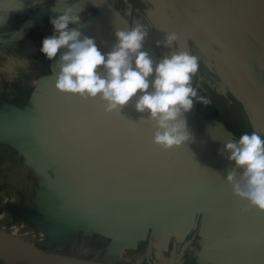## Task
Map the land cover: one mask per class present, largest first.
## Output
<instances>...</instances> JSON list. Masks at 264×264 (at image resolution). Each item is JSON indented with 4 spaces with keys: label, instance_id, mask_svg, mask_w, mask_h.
Listing matches in <instances>:
<instances>
[{
    "label": "crops",
    "instance_id": "0c3cea01",
    "mask_svg": "<svg viewBox=\"0 0 264 264\" xmlns=\"http://www.w3.org/2000/svg\"><path fill=\"white\" fill-rule=\"evenodd\" d=\"M100 21H88L94 31L87 36L102 53L110 51L116 31L135 27L114 16L107 30H101ZM80 31L84 35L85 28ZM145 31L143 50L158 63L162 55L151 31ZM57 74L55 61L51 74L40 78L21 108L0 106V188L11 202L13 218L43 225L56 250H96L91 252L112 262L264 263L259 227L263 216L258 213L257 219L259 211H246L247 202L233 195L226 176L234 164L219 154L227 142L238 141L236 133L228 127L216 130V122L201 114L213 113L209 106L193 102L184 117L191 139L165 151L152 142L150 123L130 128L118 118L102 117L105 111L98 99L87 100L94 105L64 99L79 97L56 89ZM134 104L124 107L121 115L138 123L147 116L137 113ZM127 158L148 176L150 186L166 176V193L153 210L148 200L135 210ZM240 175L238 171L237 178Z\"/></svg>",
    "mask_w": 264,
    "mask_h": 264
},
{
    "label": "rangeland",
    "instance_id": "374dc122",
    "mask_svg": "<svg viewBox=\"0 0 264 264\" xmlns=\"http://www.w3.org/2000/svg\"><path fill=\"white\" fill-rule=\"evenodd\" d=\"M69 7L83 17L79 29L85 28L84 36L94 31L89 20L100 18L102 22L99 28L107 30L105 26L114 16L120 17L131 27L139 23L149 29L156 47L157 41L162 42L166 33L175 32L179 37L175 44L165 48L161 43L156 51L162 56L174 51H187L199 57V70L193 78V87L197 89L198 96L210 100L208 106L214 111H202L201 114L216 122L213 123L216 130L228 127L234 131L237 139L244 133L252 132L264 137V129L259 125L260 118L264 121V56L250 38L206 0H0V106L21 108L40 78L51 74L56 60L49 61L41 53L42 41L53 34L50 20ZM210 32L226 38L249 74ZM0 206V209H6L4 213L0 212V231L4 234L12 236L10 233L13 231L16 238L49 253L76 255L100 262L111 260L102 253L91 252L96 250L80 252L79 248L70 247L56 250L43 225L30 224L11 216L8 211L11 202L1 188ZM258 213L263 218L259 219ZM257 219L261 220L259 227L264 238V212H257ZM2 244L7 250L23 252ZM117 262L137 264L130 260Z\"/></svg>",
    "mask_w": 264,
    "mask_h": 264
},
{
    "label": "clouds",
    "instance_id": "9594fccd",
    "mask_svg": "<svg viewBox=\"0 0 264 264\" xmlns=\"http://www.w3.org/2000/svg\"><path fill=\"white\" fill-rule=\"evenodd\" d=\"M82 19L71 7L66 8L50 20L53 34L42 41L41 53L49 61L56 59V89L81 100L98 99L105 113L121 112L135 100V111L147 116L141 120L154 128L156 146L165 151L185 146L191 139L185 114L194 101L210 104L193 87L198 57L174 51L157 63L143 50L147 32L139 23L130 30L116 31L110 51L102 53L94 38L82 35ZM178 39L175 32L166 33L157 47L163 43L170 48ZM219 154L234 164L226 176L233 195L264 212V137L244 133L238 141L227 142Z\"/></svg>",
    "mask_w": 264,
    "mask_h": 264
},
{
    "label": "bare ground",
    "instance_id": "6f19581e",
    "mask_svg": "<svg viewBox=\"0 0 264 264\" xmlns=\"http://www.w3.org/2000/svg\"><path fill=\"white\" fill-rule=\"evenodd\" d=\"M206 1L214 10L222 13L228 21L240 29L246 37L250 38L264 56V0ZM101 11L103 12L102 8ZM103 15L107 14L103 13ZM260 123L259 125L264 129V121L261 118ZM0 242L23 251L7 250L6 247L3 248L4 245L0 244V264H100L38 250L30 243L1 231Z\"/></svg>",
    "mask_w": 264,
    "mask_h": 264
},
{
    "label": "water",
    "instance_id": "95a60500",
    "mask_svg": "<svg viewBox=\"0 0 264 264\" xmlns=\"http://www.w3.org/2000/svg\"><path fill=\"white\" fill-rule=\"evenodd\" d=\"M210 35L215 37L224 47V49L231 55V57L235 60V62L247 73L249 74L248 69L243 63L240 56L233 50L231 45L228 43L226 38L222 34H218L216 32H210ZM126 168L128 172V178L132 184L133 190V206L135 210L140 208L142 204H144L145 200H148L150 210L154 209L155 202L158 197L162 194H165V186L167 185L166 176H161L158 181L150 186L148 176L139 170H137L130 159L127 158ZM73 201L79 205L80 208L86 210L87 206L84 202L80 201V198L77 196L72 197ZM15 213L21 214V211L14 210ZM89 212V211H88Z\"/></svg>",
    "mask_w": 264,
    "mask_h": 264
},
{
    "label": "snow or ice",
    "instance_id": "6c2138e0",
    "mask_svg": "<svg viewBox=\"0 0 264 264\" xmlns=\"http://www.w3.org/2000/svg\"><path fill=\"white\" fill-rule=\"evenodd\" d=\"M167 2H177V0H167ZM199 59V57H198ZM64 99L67 100H73V101H78L80 103H87V104H92L94 105V101H87V100H81L80 98L74 99L72 96H65ZM101 116L104 117L105 119H112V118H118L120 120H123L130 128H139L142 126L143 120H140L138 123H133L129 119H127L125 116L121 115V112H112V113H101ZM245 210L248 212H252V207L249 205L245 206Z\"/></svg>",
    "mask_w": 264,
    "mask_h": 264
},
{
    "label": "flooded vegetation",
    "instance_id": "af4514ba",
    "mask_svg": "<svg viewBox=\"0 0 264 264\" xmlns=\"http://www.w3.org/2000/svg\"><path fill=\"white\" fill-rule=\"evenodd\" d=\"M104 259H102V261H103ZM107 262H109V261H107ZM116 263H119V262H117V261H113V262H111L110 261V264H116Z\"/></svg>",
    "mask_w": 264,
    "mask_h": 264
}]
</instances>
